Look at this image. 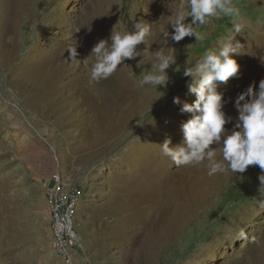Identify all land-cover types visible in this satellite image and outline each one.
Masks as SVG:
<instances>
[{
    "label": "rangeland",
    "instance_id": "1",
    "mask_svg": "<svg viewBox=\"0 0 264 264\" xmlns=\"http://www.w3.org/2000/svg\"><path fill=\"white\" fill-rule=\"evenodd\" d=\"M243 47L238 78L218 84L237 117L236 96L264 79V0H232ZM187 0H0V264H264V197L258 166L207 174L176 167L158 147L181 144L192 104L184 67L233 35V18H212L204 40L171 41L166 87L138 84L153 71L168 17ZM150 24L140 56L106 80L90 81L92 47L113 32ZM187 18L186 22H190ZM110 42V41H109ZM77 44L78 62L66 52ZM169 51V49H165ZM164 93V95H163ZM210 147L215 148L216 145ZM80 185L82 244L55 240L48 195L54 174ZM44 181L47 186L44 185Z\"/></svg>",
    "mask_w": 264,
    "mask_h": 264
},
{
    "label": "clouds",
    "instance_id": "2",
    "mask_svg": "<svg viewBox=\"0 0 264 264\" xmlns=\"http://www.w3.org/2000/svg\"><path fill=\"white\" fill-rule=\"evenodd\" d=\"M221 16L233 18V35L218 42L217 50H206L194 66L184 67L183 75L190 78L186 87L196 99L188 104L179 97L173 98L174 104L181 105L182 112L191 114V118L181 126L183 140L181 144L170 147L171 139H165L158 147L176 167L206 162L209 176L229 171L242 174L249 166H258L261 174L258 176L257 192L264 197V79L259 81L258 88L252 82L236 96L234 108L238 115L231 129L225 128V125L232 123L233 118L223 110L229 101L217 91L218 84H227L230 78H238L240 68L232 55H239L238 49L243 47L235 41L242 25L238 22L240 9L232 0H187L186 7L181 3L175 15L168 17V25L174 31L170 34L166 29L163 47L151 54L153 71L138 75V84L142 88L150 85L155 91L158 86L166 87L170 82L166 70L176 63L175 49L167 47L168 38L180 42L185 37H195L196 41L202 42L204 36L197 29L210 19ZM189 17L191 21L186 22ZM150 26L141 20L135 22L133 31L121 33L112 30L109 39L99 40L89 55L95 57L90 81L98 83L106 80L123 61L140 56L137 46L145 44L146 37L151 33ZM76 48L77 44L66 50L71 62H78Z\"/></svg>",
    "mask_w": 264,
    "mask_h": 264
},
{
    "label": "built area",
    "instance_id": "3",
    "mask_svg": "<svg viewBox=\"0 0 264 264\" xmlns=\"http://www.w3.org/2000/svg\"><path fill=\"white\" fill-rule=\"evenodd\" d=\"M44 185L47 186L45 181ZM48 195L56 242L70 251L77 250L83 240L81 223H76L79 217L78 205L82 200L80 186L74 179L63 176L60 172L54 174Z\"/></svg>",
    "mask_w": 264,
    "mask_h": 264
}]
</instances>
